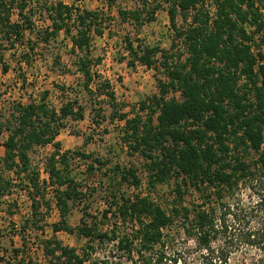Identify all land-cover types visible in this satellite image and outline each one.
Wrapping results in <instances>:
<instances>
[{
	"label": "trees",
	"instance_id": "1",
	"mask_svg": "<svg viewBox=\"0 0 264 264\" xmlns=\"http://www.w3.org/2000/svg\"><path fill=\"white\" fill-rule=\"evenodd\" d=\"M101 1L110 7L116 0ZM163 2H167L170 26L183 49L170 52L158 46L133 45L126 39L130 66L138 61L148 68H162L165 77L156 78L158 93L142 100L129 116L110 81L93 69L101 62V57H93L92 49L94 36L104 31L102 12L62 0H0V50L14 49L18 54L22 88L27 92L22 64L31 65L41 58L43 48L63 31L76 55L74 65L83 78L81 90L91 93L97 78L96 96H103L110 107L109 120L124 122L120 141L128 153L142 158L149 185L174 179L175 199L168 206L148 194H117L111 188L108 197L112 199L100 218L93 220L95 216L82 208L79 224L72 226L68 223L71 205L84 198L86 185L69 175V158L77 154L89 158L90 175L108 164L106 159H91L92 154L62 150L57 140L66 118H84V106L77 93L70 96L63 84L58 85L59 105L50 102L47 88L36 97L28 94L27 101L13 100L8 114L0 112V138L6 133L1 143L0 198L12 193L17 186L13 180L18 178L30 200L29 217L21 232H38L43 230L40 209L49 208L43 191L51 188L59 214L51 225L53 233L64 231L87 241L78 251L55 237L44 239L42 251L51 264H120L122 260L159 264L165 256V229L174 224L192 240L203 264H264V198L246 207L224 199L257 171L264 173V0H140L133 9L118 8V16L141 26L155 19ZM35 14L48 24L37 25ZM178 14L188 20L183 27L176 23ZM9 66L0 53L1 71L6 73ZM92 109V122L99 125L105 119L104 109L99 101ZM47 145L53 150L44 166L47 177L41 178L30 151ZM250 151L256 157L247 159ZM106 170L112 173L110 187L116 177L117 187L126 183L138 188L141 183L134 166L115 164ZM190 188L202 199L188 206L184 194ZM260 188L264 189V180ZM111 217L114 223L104 228ZM253 217H258L255 225L251 224ZM91 242L105 247L114 244L116 255L107 253L92 263L90 256L97 245ZM237 251L241 253L232 257ZM10 256L3 259L4 264H13L11 259L14 264H40L29 255L19 257L17 248Z\"/></svg>",
	"mask_w": 264,
	"mask_h": 264
},
{
	"label": "rangeland",
	"instance_id": "2",
	"mask_svg": "<svg viewBox=\"0 0 264 264\" xmlns=\"http://www.w3.org/2000/svg\"><path fill=\"white\" fill-rule=\"evenodd\" d=\"M56 1V0H48ZM65 3L73 4L79 7L88 9H98L103 13L104 31L100 36H94L93 40V57H101V62L93 67L94 70L104 79H108L115 92L117 101L124 104L123 111L132 116L134 113L132 108L137 110L139 103L146 97L158 93L156 78L164 79L162 68L156 70L148 68L138 61H135L133 66L128 64L129 55L126 51V39L132 40L133 45L138 43L144 46H158L162 50L180 52L182 44L176 39V33L171 28L168 14L166 11L167 2H163V8L156 11L155 19L151 22H146L141 26L136 25L133 21H122L118 16L117 9H133L140 4V0H116L114 4L108 7L101 0H62ZM151 1V0H148ZM164 1V0H163ZM210 11H213L212 6H208ZM15 19L16 16L14 15ZM37 25H47L48 22L38 14L33 16ZM188 20H184L181 15H177L176 23L178 27H183ZM175 43V45H173ZM173 45V46H172ZM44 47V46H43ZM3 54V59L9 63V70L3 73L0 68V112L8 114L10 104L13 100L23 101L28 100V94L36 97V94L41 89H49V100L53 105H59L58 100V85H65L66 91H70L72 97L76 92L79 101L84 106V118L81 120H73L66 118L65 125L61 128L57 140L61 144L62 150L80 151L85 154H92L91 159L99 157L106 159L108 164L101 170L95 171L90 175L87 170V165L90 159L75 155L68 160L67 170L69 175L75 177L83 185L93 187L87 189L84 187L86 195L81 201L72 203L68 223L72 226L79 224L82 216V208H87L90 214L95 218H100L101 211L107 207L108 202L112 199L108 197L111 188L115 189V193H125L132 195L141 193L148 194L164 207L174 202L175 193L174 179H170L164 183H158L154 187L148 183L149 172L146 170L142 158L137 155L127 152L126 146L120 141V131L124 124L123 121L109 120L110 107L107 102L102 100L103 96H96V85L99 81L96 80L90 86L91 93L82 91L83 78L76 71L74 61L76 55L70 51L69 37L60 31L58 35L49 42V45L43 48L41 58L34 61L31 65L22 64V69L25 71L26 84L25 89L21 85L22 71L18 72V64L16 62L18 54L14 49L0 50ZM185 56V54L183 55ZM159 62V61H158ZM158 65V63H156ZM20 70V69H19ZM170 92L169 95H173ZM178 97V94H175ZM98 97V98H97ZM101 103L105 119L100 120V124L96 125L92 122L94 105ZM95 117V116H94ZM6 137L4 133L0 138V156H3L4 149L2 142ZM264 146V145H263ZM53 150L51 145L35 146L30 151L32 165L40 172L41 178H46L47 173L44 170L45 162L49 153ZM247 159L256 157V153L250 151L246 155ZM115 164L120 166H134L141 183L138 188L123 183L116 186L118 178L109 184V175L106 169L113 167ZM2 166V164H0ZM59 167H62L59 164ZM106 170V171H105ZM67 171V172H68ZM6 174V173H5ZM14 179V174H9ZM23 177V176H22ZM264 180L262 170L257 171L253 179H248L241 184L240 189L234 191L233 194H227L224 198L228 203L239 202L243 207L250 206L259 197L264 198V189L260 188L261 181ZM14 181V182H13ZM16 183L12 189V193L8 197L0 198V264H4L3 259L9 260L13 249H19L20 256H31L33 260L40 264H51L46 256H44L41 243L44 239L55 237L62 244L76 247L78 251L87 243L86 239L74 234H69L64 231L53 233L51 225L59 220L58 210L56 208L52 189L47 188L44 192V201L49 202V208L45 205L40 209L42 214L43 224L42 231H33L31 229L21 232L25 219L29 217L30 200L26 190L20 186V181L17 178L13 180ZM15 185V184H14ZM262 187V186H261ZM42 191V190H41ZM184 203L191 206L192 203L200 201L201 196L197 191L190 188L184 194ZM45 211L47 213H45ZM248 211H245V215ZM254 213H250L253 216ZM249 215V213H248ZM264 219V212H261ZM41 215H39L40 217ZM91 219V218H88ZM258 217L252 218L251 224L255 225ZM114 223V218H109L104 228L109 227ZM126 227L130 228V225ZM20 233L23 237H20ZM165 256L159 264H203L202 258L191 239H187L179 225L174 224L165 229ZM23 239V240H22ZM96 246V242H91ZM115 245L109 244L105 246L97 245L90 260L95 263L109 255L115 256ZM242 252H245L243 250ZM241 252L237 251L232 254V257H237ZM19 259V258H18ZM155 259V255H153ZM15 263V260H10ZM158 262L151 261V264ZM107 264H110L109 262ZM120 264H130L126 260H122Z\"/></svg>",
	"mask_w": 264,
	"mask_h": 264
}]
</instances>
